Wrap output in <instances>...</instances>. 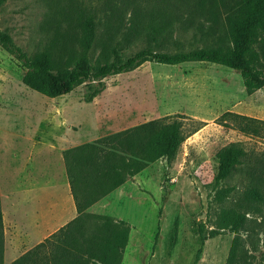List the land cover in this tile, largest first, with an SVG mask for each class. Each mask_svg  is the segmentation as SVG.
I'll list each match as a JSON object with an SVG mask.
<instances>
[{
	"label": "trees",
	"instance_id": "1",
	"mask_svg": "<svg viewBox=\"0 0 264 264\" xmlns=\"http://www.w3.org/2000/svg\"><path fill=\"white\" fill-rule=\"evenodd\" d=\"M100 2L98 10L89 12L78 25L79 51L57 42L29 54L0 29V46L20 64L26 87L56 98L85 84L83 100L90 103L105 90V78L130 72L151 61L164 65L188 62L222 65L240 74L247 95L264 90V0H229L225 15L224 0ZM178 9L185 10L186 17L178 19L174 12ZM176 23H180L182 33L192 31L195 43L174 41ZM142 41L145 42L142 48L123 56L124 50ZM171 44L177 46L173 52L168 51ZM95 48L99 53L93 63L90 53ZM174 118L150 120L64 151L78 217L12 264H121L129 227L123 221L87 210L150 164L176 157L185 140L182 119L186 117ZM216 122L245 136L260 137L264 133V121L232 112H225ZM216 159L215 184L235 182L217 191L215 198L229 200L238 190L241 197L232 202V207L221 209L214 229L207 236L200 226L201 241L228 230L234 238L226 264H248L250 255L245 244H250L251 252L257 247L250 241L246 215L251 206H264V154L255 155L236 142L222 147ZM1 230L0 214V264ZM241 232L247 233V240L240 236ZM200 252L201 249L196 261Z\"/></svg>",
	"mask_w": 264,
	"mask_h": 264
},
{
	"label": "rangeland",
	"instance_id": "2",
	"mask_svg": "<svg viewBox=\"0 0 264 264\" xmlns=\"http://www.w3.org/2000/svg\"><path fill=\"white\" fill-rule=\"evenodd\" d=\"M100 1L2 0L0 29L29 54L57 42L79 51L78 25L89 12L98 10ZM184 11L174 12L179 19L186 17ZM175 28L174 41L195 43L191 30L182 33L180 23ZM144 45V41L136 43L124 50L123 56ZM176 48L171 44L168 51ZM98 53V48L90 53L93 63ZM23 75L17 60L0 46L2 127L14 124L11 121L31 119L33 126L42 123V130H55V121L60 120L77 134L71 140L86 143L150 120L186 117L182 119L185 140L176 157L150 164L128 182L125 192L104 199L95 210L130 217L127 224L131 230L121 264H226L234 234L223 230L204 242L199 234L202 226L207 236L221 209L232 207V202L241 197L238 190L229 200L215 198L217 191L235 182L215 184L216 153L229 143L240 142L248 152L264 154V133L260 137L245 136L216 120L232 112L264 121V90L247 95L237 71L207 62L164 65L147 61L130 72L105 78V90L90 103L83 100L85 84L67 95L48 98L26 87ZM226 123L233 124L230 120ZM121 196L127 203L120 201ZM249 211L247 227L257 250L251 252L250 244H245L250 255L247 263L264 264V206L253 205ZM240 236L247 240V233Z\"/></svg>",
	"mask_w": 264,
	"mask_h": 264
},
{
	"label": "crops",
	"instance_id": "3",
	"mask_svg": "<svg viewBox=\"0 0 264 264\" xmlns=\"http://www.w3.org/2000/svg\"><path fill=\"white\" fill-rule=\"evenodd\" d=\"M30 121L34 120L11 121L14 124H8V128L0 126L2 264H12L78 217L63 153L85 142L71 140L77 134L70 132L67 124H62L60 120L55 121V130L53 127L42 130V123L33 126ZM34 127L38 129L36 132ZM47 130L54 133L43 132ZM89 142L92 141L86 143ZM139 174L129 178L98 203L113 194L125 192L128 182ZM125 197L120 198L123 204L127 203ZM98 203L87 211L110 216L114 221L126 224L130 221L128 215H110L107 211L98 213L95 210Z\"/></svg>",
	"mask_w": 264,
	"mask_h": 264
}]
</instances>
